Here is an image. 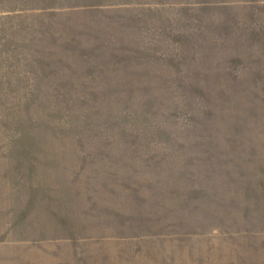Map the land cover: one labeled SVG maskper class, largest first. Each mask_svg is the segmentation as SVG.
Wrapping results in <instances>:
<instances>
[{"label": "rangeland", "instance_id": "rangeland-1", "mask_svg": "<svg viewBox=\"0 0 264 264\" xmlns=\"http://www.w3.org/2000/svg\"><path fill=\"white\" fill-rule=\"evenodd\" d=\"M0 264H264V0H0Z\"/></svg>", "mask_w": 264, "mask_h": 264}]
</instances>
